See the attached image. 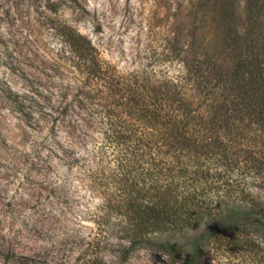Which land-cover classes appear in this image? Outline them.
I'll return each mask as SVG.
<instances>
[{
  "label": "trees",
  "instance_id": "trees-1",
  "mask_svg": "<svg viewBox=\"0 0 264 264\" xmlns=\"http://www.w3.org/2000/svg\"><path fill=\"white\" fill-rule=\"evenodd\" d=\"M239 2L197 0L190 27L166 35L163 65L129 73L87 35L66 33L76 78L94 91L81 93L104 100L107 127L100 141L87 132L81 151L65 146V160L102 161L88 170L113 197L107 217L128 253L196 264L211 239L264 233V0H246L245 18ZM67 98L53 111L75 110Z\"/></svg>",
  "mask_w": 264,
  "mask_h": 264
},
{
  "label": "rangeland",
  "instance_id": "rangeland-1",
  "mask_svg": "<svg viewBox=\"0 0 264 264\" xmlns=\"http://www.w3.org/2000/svg\"><path fill=\"white\" fill-rule=\"evenodd\" d=\"M196 5L0 0V264H168L165 255L145 247L128 253L129 239L107 217L113 197L96 171L88 170L102 161L65 160L66 147L81 151L83 137L89 143L87 132L100 141L98 131L107 127L99 104L104 100L81 93L91 88L76 78L65 39L74 28L121 72L150 68L160 63L166 35L178 25L185 31L201 14ZM245 7L240 0L243 18ZM64 93L75 110L59 115L52 108ZM103 164L108 170L115 161L107 156ZM196 264H264V233L257 239H211Z\"/></svg>",
  "mask_w": 264,
  "mask_h": 264
}]
</instances>
